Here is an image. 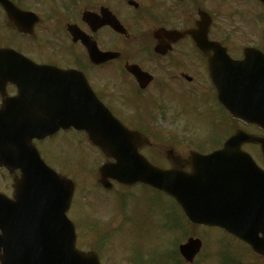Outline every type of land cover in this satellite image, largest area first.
Instances as JSON below:
<instances>
[{"label":"flooded vegetation","instance_id":"obj_1","mask_svg":"<svg viewBox=\"0 0 264 264\" xmlns=\"http://www.w3.org/2000/svg\"><path fill=\"white\" fill-rule=\"evenodd\" d=\"M222 49L239 64L220 74L217 89L208 61ZM90 50L109 55L92 59ZM256 50L264 54V0H0V114L64 117L60 100L65 89L58 83L66 79L57 69L74 70L116 117L129 116V122L121 120L126 127L143 134L147 128L142 117L149 110L167 117L174 112L170 92L195 95L206 103L210 125L202 147L192 144L185 153L176 144L150 141L140 152L154 162L163 160L168 150L186 159L192 152L210 155L225 150V141L239 131L252 135L262 141L236 142L235 150L224 151L203 167L213 182L229 173L225 182L239 198L240 209L264 213V125L235 118L222 103L243 115L264 117V69L251 64L258 57ZM134 66L152 76L144 89L126 69ZM33 142L60 174L65 154L71 155L68 168H75L79 160L72 150L82 142L95 148L75 129H59ZM231 157L232 170L223 169ZM7 175L8 182L0 177V191L12 196L19 171ZM256 227L246 232L255 236L259 249L222 228L204 226L207 239L199 237L200 249L192 260L179 248L190 235L170 255L163 252L169 258L165 262L264 264V226L258 231Z\"/></svg>","mask_w":264,"mask_h":264},{"label":"water","instance_id":"obj_2","mask_svg":"<svg viewBox=\"0 0 264 264\" xmlns=\"http://www.w3.org/2000/svg\"><path fill=\"white\" fill-rule=\"evenodd\" d=\"M262 58L253 60L252 67L264 69ZM219 60L209 62L210 72L215 74L217 71L219 77L222 72L237 68V62L226 56ZM127 69L138 81L142 79V73L137 69ZM68 83L83 95V105H65V110L76 112V116L32 120L0 118V166L9 170L16 162L15 167L22 171L20 190L23 187L18 203L0 194V264H99L94 251L85 253L75 247L73 224L66 217L72 183L63 177L59 178V185L51 182L57 187L51 186L46 175L48 168L31 145L34 137L42 138L60 126L86 131L101 153L114 160L99 168L100 183L104 187H110V179L127 185H147L173 197L192 223L223 227L236 235L242 232L239 226H264V219L253 220L251 215L237 212L233 195L224 194L221 187L215 189L210 176L204 174L203 165L207 159L195 154L188 162L171 159L168 153L171 169L152 165L138 152L137 144L146 143L143 135L126 129L93 95L88 96L82 82ZM263 119L244 118L253 123ZM235 136L227 142H235ZM26 159L31 162H23ZM185 165H190L193 172L183 171ZM30 197L39 202L37 209L30 207ZM198 245V240H190L182 248L192 254Z\"/></svg>","mask_w":264,"mask_h":264},{"label":"rangeland","instance_id":"obj_3","mask_svg":"<svg viewBox=\"0 0 264 264\" xmlns=\"http://www.w3.org/2000/svg\"><path fill=\"white\" fill-rule=\"evenodd\" d=\"M192 88L196 91L201 89ZM169 96L170 102H174V112L169 113L168 117L152 112L153 109L149 110L151 114L148 118L142 117L148 137L156 143L176 144L185 153L192 144L202 147L210 126L206 103L195 95L179 91H172ZM128 112L134 114L131 110ZM142 112L145 113V110ZM117 117L124 121L125 117ZM128 117L125 119L129 122ZM65 151L69 153L70 148L65 147ZM148 153L150 156L153 154L152 150ZM71 154L79 160V165L68 168L66 163L71 155L65 154L63 165L67 168L60 166L61 170L73 175L78 185L68 216L76 225L77 247L82 250H97L98 247L101 264H132L130 258L145 260L161 250L173 248L189 235L202 233L201 237L207 239L205 236L208 234L202 229L186 226L173 203L162 195L142 188L114 186L111 191H106L97 186L96 171L102 159L84 143L72 150ZM156 163L166 165L161 159ZM3 181L8 182V177ZM154 260L150 264H168L162 253ZM137 264L144 263L137 260Z\"/></svg>","mask_w":264,"mask_h":264}]
</instances>
